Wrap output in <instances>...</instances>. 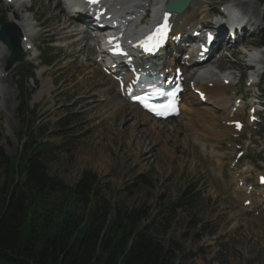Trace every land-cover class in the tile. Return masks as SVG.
<instances>
[{
    "label": "rangeland",
    "instance_id": "rangeland-1",
    "mask_svg": "<svg viewBox=\"0 0 264 264\" xmlns=\"http://www.w3.org/2000/svg\"><path fill=\"white\" fill-rule=\"evenodd\" d=\"M21 1H24V6L31 5L30 12L18 9L13 3L0 5V24L7 20L11 11L17 16L27 14L30 18L33 12L35 19L32 24L35 27L29 40L34 44L36 37V50L25 53L26 59L29 60L23 59L14 64L10 69L11 79L7 78L8 72H2L5 78L4 85H7L10 97L5 107L2 106L0 99V149L4 156H14L19 152L23 142L25 143L23 139L21 140L22 75L16 74L19 67L29 64L34 66V81L29 80L25 86L30 93L27 107L35 113V124L47 125V140L55 147L39 159L45 163L51 176L61 181L63 185L73 188L85 175H90L98 180L97 197L94 199L98 198L103 202L128 209L143 206L147 213L143 223L148 225L149 231L162 246L170 248L176 264H264V187L256 186V175L264 174V132L262 130L260 132L264 125V113L261 114L259 124L252 126L246 124V128L236 134L228 133L222 140L211 141L214 149L209 145L207 148L201 146L202 151L205 149L206 152L196 150V154L202 155L200 161L194 162L191 159H186L182 163L174 161L170 168L167 158L161 152H156V148L149 141L148 150H152L153 153L151 151L138 153L136 144L130 145L129 134L123 137L129 140V145L120 143L123 135L121 128L128 122L131 124L133 119L125 123L118 122L113 128L108 126L113 114L112 109L106 107V94L110 97L117 93L112 78L104 79L105 81L98 86L92 83L93 80L89 82L83 80L87 75V66L94 62L97 47H90L92 49L78 58L68 56L67 42L74 37L65 39L61 34L54 37L50 32L52 22H48L52 11L46 10L41 0ZM201 1L208 6V16L211 12L209 8L217 7L216 1ZM246 1H253L252 4L258 11L254 0ZM241 9L245 14L246 11ZM258 19L260 16L252 21ZM253 24L256 25V32L263 26L262 21ZM249 39L252 40L248 41ZM240 40L234 49L223 54L222 61H212L206 68L218 75L233 73L239 80L243 76V83L240 82L236 86L237 93L242 95L247 91L244 81H247L249 71L246 70V66L250 61L242 52L240 43L255 44L256 40L251 36ZM40 51L41 57L47 55L52 57L53 62L48 67L41 65L35 60L38 58L33 57ZM86 57L89 58L90 65L86 64ZM250 60L252 61L251 56ZM3 65L2 70L5 63ZM94 65L98 66L96 63ZM214 72L211 71L212 74H215ZM97 74L94 75L97 79L105 75L101 69ZM187 76V81L200 80L188 74ZM262 78L264 79V73ZM45 84L50 87V92H44L42 97L37 99ZM226 85L223 83V86ZM104 87H108L109 91H104ZM192 94L190 96L196 98ZM226 94L232 99L231 92ZM248 94H256V90ZM218 109L220 108L215 109L214 113L221 117L216 119L219 124L215 128L223 131L226 128L221 120L224 113ZM244 112L246 116L245 109ZM70 120L73 122L62 128V124L65 123L62 121ZM182 120L180 116L171 122L180 123ZM239 151L243 152V155L237 160L235 153ZM220 156L221 162H215ZM206 157L211 161L207 162ZM234 177L241 179L243 185L240 187L254 189L255 198L259 200L258 203L250 205H244L242 202L236 204L239 210L248 208L250 218H255L253 222L239 221L236 226L228 207L230 200H233L230 194L235 190V186L231 185L230 180ZM6 183L4 163L0 158V187ZM187 186L195 188L194 192L200 194V200L180 210L167 209L168 203L173 202ZM59 193V190H55L53 195L44 198V204L57 203L56 200L67 196ZM250 193L253 195L254 191ZM164 204L163 209L166 210L161 208ZM63 206L72 209L75 206L74 199L70 197ZM23 236L27 239L28 235L25 233Z\"/></svg>",
    "mask_w": 264,
    "mask_h": 264
},
{
    "label": "trees",
    "instance_id": "trees-1",
    "mask_svg": "<svg viewBox=\"0 0 264 264\" xmlns=\"http://www.w3.org/2000/svg\"><path fill=\"white\" fill-rule=\"evenodd\" d=\"M257 41L264 42V31ZM20 71L32 74L26 69L17 74ZM27 75L20 84L25 143L12 157L0 149L7 180L0 187V264H176L170 248L162 246L143 223L147 218L143 206L128 209L94 199L98 180L90 175L70 188L48 173L39 159L55 147L47 140V125L35 124V113L27 107ZM63 122L62 128L73 120ZM55 190L67 196L44 204ZM194 190L187 186L167 209L198 202L200 194ZM70 197L75 206L67 209L63 205Z\"/></svg>",
    "mask_w": 264,
    "mask_h": 264
},
{
    "label": "bare ground",
    "instance_id": "bare-ground-1",
    "mask_svg": "<svg viewBox=\"0 0 264 264\" xmlns=\"http://www.w3.org/2000/svg\"><path fill=\"white\" fill-rule=\"evenodd\" d=\"M41 1L44 2V6L46 10L52 11V15L49 18L48 22L49 23L52 22L50 32L53 33L54 37L57 34H61L65 39H70L72 38V36L77 35L74 34L73 30L71 29V27H74V22H76V19H74L68 13L67 10L68 0H41ZM169 1L170 0H114L113 6L114 5L120 6L119 8H115L116 16L118 17L120 16L122 18L124 17L125 14L129 12L130 14L136 15L137 17L136 21H138V19L143 14V12L149 11L150 12L149 16L144 21L147 22L149 18H150L149 20L154 18L158 14V12H160V9ZM1 3L3 5L13 3V5H16L18 7V9H25L26 12L30 10V8L24 6V3L21 0H2ZM237 5L238 7H241L246 11L245 14L249 21H252V19H256L257 17L260 16V10L258 11L256 10L255 5L252 4V1L251 2L242 1L240 3H237ZM189 9L190 11L187 10L183 14H181L179 21L174 24V33L180 32L182 35H184L185 32L189 31L190 29L195 30V28L193 27L198 25L208 16L207 6L201 0H193V2L190 4ZM10 13L11 14L8 16L7 20L12 22L21 33L22 35L21 48L25 55L26 52L32 51L31 48L35 46L31 42V40H29V38L32 35V30L34 28L32 21H34L35 15L32 12L31 13L32 18H30L29 15L24 13L21 16L20 15L17 16L13 11H11ZM71 19L74 20L70 21ZM182 19L185 21H182ZM181 22L183 23L182 25ZM141 25L142 23L136 24L135 26L132 25V27L136 28L137 26H141ZM139 29L140 28L138 27L133 33H131L132 35L129 34L128 37L130 36V38H132L138 33H140L142 30ZM81 44L82 43L80 37H75L72 40H69L67 42V47L69 48L67 49L69 50L67 52L68 56L78 58L81 56V54L88 52V50L91 47L90 46L91 44H89V42H85L83 45ZM176 48L178 47H175L174 49L170 48L169 53L175 52ZM263 52L264 50H259L257 53L254 52L251 54L252 61H256L257 64L262 65V67H258L255 70L253 69L254 74H258L260 70L264 69ZM173 54H177V53H173ZM7 57H8V52L6 51L5 47L1 44L0 67L3 66V63L5 62ZM35 58H38V55H35ZM88 59L89 58L86 57V61H87L86 64L90 65L91 63L88 62ZM166 59L167 60L164 62L163 69H168L171 72L174 66L180 64V60L176 58L168 59L166 57ZM86 70H87L86 71L87 75L83 77V80H86L87 82H89V80L90 81L93 80L92 83L96 86H98V84L101 83L104 79L108 78L106 76H103L102 78L98 77L99 79L94 77V75L97 74L98 69L93 66H87ZM185 72H188L190 75H192L193 73L190 72L188 68L185 70ZM10 74L11 73L9 71L7 73L8 79L9 78L11 79ZM197 75L198 77H201V79L206 81L205 82L200 81L197 84L193 85V87L195 89L200 90L201 92H204L205 94L204 101L206 102V104L210 103L213 107L220 108V111L224 113V115L221 118L222 123L226 124L227 122L230 121L241 120L244 110V104H240L239 107L236 106L235 111L232 112L230 109L231 97L226 96L227 91H231L232 93L231 95L235 94L236 92V88L234 85V82L236 81V75H233V73H228L225 74L220 80L216 77L215 74H212L211 71L209 70H204L203 74H197ZM224 79H229V83L226 86H223ZM4 83H5V78L2 71L0 70V99L3 107L7 106L8 100L10 99V97H8L9 96L8 87L7 85H4ZM248 86L255 87V84L249 82ZM96 89L98 90V88ZM184 90L185 89H183V92L180 96L181 98V100L179 101L180 115L178 114V116H182L183 120L180 123H176V122L172 123L171 121L173 119H169V120L166 119L164 121L154 120L152 116L144 112L137 105L130 104L126 100V98L120 95L117 88L118 93L114 92L115 94L110 95V97H108L106 94V100H105L106 107L109 106L110 109H112V114H113V117L111 119L109 118L110 119L109 125L106 124V126L108 125L111 128H113V125L114 126L117 125L118 122L121 123V121H124L125 123L128 120L133 119L131 124L128 122V124L125 127L121 128V131L123 132L121 133L123 134L122 140L120 142L121 144L123 143L129 145L128 143L129 140L127 141V139L123 138L127 134H129L131 136L130 145L133 146V144H136L138 148V150L136 151H138V153L141 154L146 151H151L153 153L152 150H148L149 147L148 141H149V143H151L153 147L156 148V152L157 151L161 152L162 155H164L165 158H167L168 165H170V168L172 167V163L174 161H178L182 163L186 159H191L194 162L196 160H197L196 162H198L200 161L199 159H201L202 155L196 154L197 153L196 150L200 152H206L205 149L202 151V147L207 148L208 145L209 147H212L214 149L215 148L213 147L214 145L210 144L211 141L215 142V141H219L220 139L222 140V138L226 137L228 133L231 134L235 132L233 131V128H231L230 126L225 128L223 131L216 129L215 128L216 125L219 124L218 123L219 121H216V119L220 118L221 116L217 117L214 113V110L210 107L203 105L199 101L197 96L194 99L191 98V96H189V93L184 94ZM104 91L108 92L109 88L108 87L105 88ZM44 92H50V87H48L47 84L43 85V89L39 92L37 99L42 97ZM234 99L235 98H233V100ZM252 101L253 99H251L250 102ZM232 105H233V101L231 106ZM137 127H141V128L138 129ZM195 147L198 149H195ZM221 158L222 157L220 156V158L216 159L215 162H221ZM206 159L207 162L211 161L207 157ZM206 159L204 160L206 161ZM258 176L259 175H257L256 177V183L258 180ZM239 180L241 179H236V177L230 180L231 185L235 186V190L230 194L233 200H230V202L228 203L231 217L235 221L234 226H236L239 223V221L242 220H247L249 222L255 221V218H250V215L248 214L249 213L248 208L246 210L244 208L241 210L237 208L236 204H238V202L243 203L244 201H248L249 204H254L259 202V200L255 198L254 189H251L250 187H249L250 189L239 187L238 184ZM261 188H263V186ZM251 191L252 192L254 191L253 195H251L250 193Z\"/></svg>",
    "mask_w": 264,
    "mask_h": 264
},
{
    "label": "water",
    "instance_id": "water-1",
    "mask_svg": "<svg viewBox=\"0 0 264 264\" xmlns=\"http://www.w3.org/2000/svg\"><path fill=\"white\" fill-rule=\"evenodd\" d=\"M188 1L189 0H173L172 2L166 5L165 9L171 12H181L188 4ZM9 26H11L10 23L4 22L0 30V39L10 49V58L8 61V66L13 64L14 62L20 61L23 58V52L21 51V48L19 46L20 35L17 37L15 44L11 43V41H9V38L6 35V30Z\"/></svg>",
    "mask_w": 264,
    "mask_h": 264
},
{
    "label": "snow or ice",
    "instance_id": "snow-or-ice-1",
    "mask_svg": "<svg viewBox=\"0 0 264 264\" xmlns=\"http://www.w3.org/2000/svg\"><path fill=\"white\" fill-rule=\"evenodd\" d=\"M91 3H96L97 0H90ZM167 18H165L166 20ZM167 30V24L165 23L163 29H158L157 31L158 32H161V31H164L166 32ZM209 39L211 40V37H209ZM110 43H111V40H110ZM145 50L146 51H152L153 49L152 48H148V47H145ZM115 51L117 53H120V54H123L119 45L117 44L116 47H115ZM170 95H174L173 93H170ZM146 107H150V110L156 112V114L160 115V114H163V111L164 110H167L169 108H174V105H161V106H150L148 105L147 103L145 104Z\"/></svg>",
    "mask_w": 264,
    "mask_h": 264
}]
</instances>
